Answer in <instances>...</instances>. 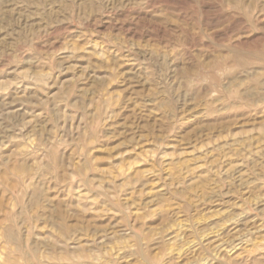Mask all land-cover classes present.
<instances>
[{
	"label": "rangeland",
	"instance_id": "obj_1",
	"mask_svg": "<svg viewBox=\"0 0 264 264\" xmlns=\"http://www.w3.org/2000/svg\"><path fill=\"white\" fill-rule=\"evenodd\" d=\"M215 251L264 264V0H0V264Z\"/></svg>",
	"mask_w": 264,
	"mask_h": 264
},
{
	"label": "bare ground",
	"instance_id": "obj_2",
	"mask_svg": "<svg viewBox=\"0 0 264 264\" xmlns=\"http://www.w3.org/2000/svg\"><path fill=\"white\" fill-rule=\"evenodd\" d=\"M231 220H232V218H231ZM178 222V221H177ZM216 232V230L214 231V233ZM207 233V232H206ZM99 235V234H98ZM204 235V234H203ZM200 237V236H199ZM205 238V237H204ZM218 238V237H217ZM241 240V239H240ZM240 240L238 241V242H240ZM244 240V242H246L245 240L246 239H243ZM252 241V240H251ZM254 241V240H253ZM200 242V241H199ZM241 242H243V241H241ZM224 243V242H223ZM248 244V243H247ZM255 244V243H254ZM194 244H191V245H189L188 247L190 248V247H192ZM252 245H253V243H252ZM115 246V245H114ZM216 246V245H215ZM248 246H249V244H248ZM116 247V246H115ZM187 247V248H188ZM229 247H231L230 245H229ZM182 248V247H181ZM223 248V247H222ZM232 248H234V244H232ZM180 249V248H179ZM179 249H177V250H179ZM185 249V248H184ZM248 249V248H247ZM249 249H250V247H249ZM181 250V249H180ZM214 250V249H213ZM244 250V249H243ZM111 251V250H110ZM217 251V250H216ZM216 251H215V253H209L211 256L208 258V257H204V258H202V259H204L205 260V262L203 263L202 262V264H211L212 263V259H214V261H215V259H217V253H216ZM247 251V250H246ZM250 250H248V252H249ZM178 252V251H177ZM179 254V253H178ZM70 255V254H69ZM238 256V255H237ZM248 258V257H247ZM250 259H252V258H250ZM243 260V259H242ZM239 261V260H238ZM237 261V262H238ZM193 263V262H192ZM192 263H189V264H192ZM200 263V262H199ZM220 263V262H219ZM107 264V263H106Z\"/></svg>",
	"mask_w": 264,
	"mask_h": 264
}]
</instances>
